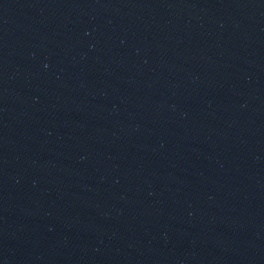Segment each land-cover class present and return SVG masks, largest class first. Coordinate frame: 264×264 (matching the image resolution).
<instances>
[{
	"label": "water",
	"instance_id": "obj_1",
	"mask_svg": "<svg viewBox=\"0 0 264 264\" xmlns=\"http://www.w3.org/2000/svg\"><path fill=\"white\" fill-rule=\"evenodd\" d=\"M0 264H264V0H0Z\"/></svg>",
	"mask_w": 264,
	"mask_h": 264
}]
</instances>
